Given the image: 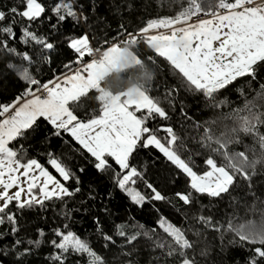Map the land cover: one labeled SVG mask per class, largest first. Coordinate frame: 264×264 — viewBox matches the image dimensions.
Returning a JSON list of instances; mask_svg holds the SVG:
<instances>
[{
  "label": "snow or ice",
  "instance_id": "6c2138e0",
  "mask_svg": "<svg viewBox=\"0 0 264 264\" xmlns=\"http://www.w3.org/2000/svg\"><path fill=\"white\" fill-rule=\"evenodd\" d=\"M134 3L0 0V264H264V0Z\"/></svg>",
  "mask_w": 264,
  "mask_h": 264
},
{
  "label": "trees",
  "instance_id": "16d2710c",
  "mask_svg": "<svg viewBox=\"0 0 264 264\" xmlns=\"http://www.w3.org/2000/svg\"><path fill=\"white\" fill-rule=\"evenodd\" d=\"M141 3L142 0H135L134 3V7H133V15L132 16H126L125 17V23H128L129 21H132L133 23H135V20L142 14L141 12ZM150 7L148 8V12L156 14L159 13L160 15H166V14H170L167 10V6L162 4V0H150ZM101 14L105 15L107 17L106 21L104 23L98 24L94 26V31L96 34V39L97 40H102L104 38V35L107 34V36L110 38L111 36L115 35L116 29H117V20L119 19V17H113L110 13H107L104 11V9H101ZM110 25V27H109ZM70 27V25L68 26ZM94 46H95V42H94ZM55 56V54H54ZM70 56L69 52H63L59 55V57L56 58V62L53 64V67H57L61 61H64L66 59V57ZM7 84V82H6ZM3 91V95H0V101L5 100L7 97H10L11 94L13 92L16 91L15 87L12 86H8L7 90H0ZM230 99H236V97L234 95L229 94ZM210 114V113H209ZM206 114V115H209ZM170 115L172 116V123L174 126H176L178 124V110L177 113L172 114L170 113ZM177 131L178 132H182L181 129H179L177 127ZM65 139H67V137H65ZM51 150L56 152L58 155L61 154L62 152H68V148H66L63 145V142L60 139H56L53 138L51 141ZM73 147H78V145H75L74 142L72 143ZM43 148L37 149L36 151L39 152H43ZM35 152H30V155H35ZM78 163L79 164H84L83 160H80L77 157ZM41 162H43V160H41ZM197 164H200L201 161L197 160L196 161ZM86 166V165H85ZM87 167V166H86ZM49 170L52 171L54 174L55 171L53 169L50 168L49 166ZM109 185H106L105 183L101 182V187L99 188V191L101 194L105 193L106 188H109ZM87 189L85 188V191ZM80 197H77V200H79ZM206 202V201H205ZM112 206L114 211L116 212H122L123 208L126 206V202H125V198L123 197V195L121 193H119L118 191H116L114 193V199L112 201ZM160 206V205H158ZM163 207V206H161ZM222 210L226 209V205H221L220 206ZM60 210L59 206H56V211L58 212ZM241 214H243V212H241ZM45 215L49 218V222H51V219L53 217V211L51 206L49 207V210L45 213ZM133 215L136 216V218L138 220H140L142 223H147L150 219L151 216L149 215V209L147 207H145L143 212H140L138 210H133ZM77 220H82V225L81 224H77L76 228L78 231H80L81 233H83L86 229L87 230H91L93 225L90 219H88L86 216L82 217L80 215H77L75 217ZM29 220H33V221H37L38 226H44L42 223H40L37 219L36 216H31L28 217ZM32 229H29V232H31ZM212 241V234H209V242ZM238 258H242V253H236Z\"/></svg>",
  "mask_w": 264,
  "mask_h": 264
},
{
  "label": "rangeland",
  "instance_id": "374dc122",
  "mask_svg": "<svg viewBox=\"0 0 264 264\" xmlns=\"http://www.w3.org/2000/svg\"><path fill=\"white\" fill-rule=\"evenodd\" d=\"M54 174V173H53ZM55 175V174H54ZM59 178V177H58Z\"/></svg>",
  "mask_w": 264,
  "mask_h": 264
}]
</instances>
